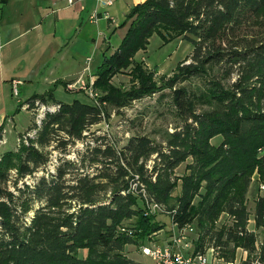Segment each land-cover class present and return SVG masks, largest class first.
Returning a JSON list of instances; mask_svg holds the SVG:
<instances>
[{
  "label": "trees",
  "instance_id": "16d2710c",
  "mask_svg": "<svg viewBox=\"0 0 264 264\" xmlns=\"http://www.w3.org/2000/svg\"><path fill=\"white\" fill-rule=\"evenodd\" d=\"M128 24L117 50L104 54L97 68L99 105L64 103L52 92L25 102L32 109L36 101L59 107L45 115L35 139L21 141L20 152H6L0 162V264H141L127 256V247L147 245L165 226L159 212L150 211L152 203L178 230L192 227L198 236L194 252L208 243L233 259L240 247L248 252L243 264H264V189L255 209L262 235L248 228L246 202L255 173L264 186V0H145L128 12ZM154 32L193 45L191 61L159 84L135 58ZM130 66L138 85H112L111 76ZM165 89L183 121L165 144L135 135L121 148L88 147L95 153L91 165L99 163L95 173L67 178L70 161H58L57 171L46 169L38 142L56 148L58 142L65 147L83 141L107 105L126 106ZM34 126L33 117L25 133ZM182 164L184 173L177 175ZM14 166L17 177L8 171ZM34 202L41 207L34 209ZM31 211L28 223L23 217ZM222 214L229 224L218 223Z\"/></svg>",
  "mask_w": 264,
  "mask_h": 264
},
{
  "label": "rangeland",
  "instance_id": "374dc122",
  "mask_svg": "<svg viewBox=\"0 0 264 264\" xmlns=\"http://www.w3.org/2000/svg\"><path fill=\"white\" fill-rule=\"evenodd\" d=\"M165 36L166 39H163L161 35L158 34V32H154L149 38L148 46L145 49L138 51L135 57L138 63L142 65L145 74H151L153 80H155L158 84L160 83L162 77L172 76L177 66L181 62L185 60L190 62L191 56L193 54V45L183 37L180 36L174 38L176 36L175 34H167ZM109 51V54H106L107 56H110L115 52L114 46ZM93 63L94 62H92V64ZM97 68L98 67L90 66V69L94 74H96ZM134 70L135 68L130 66L127 69L111 76V84L121 87L123 90H128L134 86H137L139 83L137 77L138 74ZM92 79H95V77H92ZM91 80L88 79L87 82H90ZM40 82L43 83L44 80L41 78L37 80L35 85L39 87V89L37 88L36 90H32V94L40 93ZM196 82L198 83L197 80H194L193 85H195ZM94 90L96 93H98L99 97L103 95L102 89L97 90L94 88ZM28 93V90H26L25 87H22L21 94L19 96L20 99H27L26 95H28ZM81 96L85 101L90 100L93 103L95 101L94 98L90 96L88 90H81L80 95L67 92L63 86H58L55 92V97L66 103L71 102L76 98L80 99ZM12 102L15 103L16 101L14 100ZM107 107L108 108L104 113L102 121L91 126L90 129L84 132L86 138L83 141L79 140L76 142H70L65 147L62 145L58 146L60 144L58 142L56 148H54L55 143L52 145V147H44L38 142V149L41 150L47 157L48 161L46 169L48 168L49 172L56 170L55 165L58 163V161L59 164H65L66 162L70 161L72 162L73 166L68 168V171L71 173L67 175V178L77 176L83 170H88L89 172L95 173L97 171L96 165H99V163L91 165L90 159L93 158L95 153L91 150L88 151V147L93 149L100 146V144H113L118 148H121L131 137L135 135L148 136L157 143L165 144V139L168 137V135L171 132L179 130L183 125V121L177 113L173 101V94L170 89L158 91L139 99H133L126 106L117 107L107 105ZM22 109L13 112V114H15L14 118L16 128H14L13 119L10 122L8 121L9 123H6L0 127V162L4 159L6 152H13L15 154L20 152L22 146L20 145L19 138L20 135L26 130L23 128H25L26 125H31L33 122V115L29 111ZM63 140L64 138L61 137L60 141L63 142ZM152 165L153 161H148L147 166L152 168ZM184 170L185 164L180 165L176 169L177 175L183 174ZM8 171L12 176L17 177V166L11 167ZM33 175L38 176L41 175V173L36 172ZM263 189L264 186L259 181L258 174L255 173L246 200L247 207L250 212L248 228L249 230L256 231L260 234L262 231L257 230L255 227V209L257 199L262 194ZM32 205L34 209H37L41 207L42 204L40 202H34ZM33 213L34 211H31L25 217H23V219L29 223ZM157 218L162 223H164L165 226L161 231L151 236L149 242L145 246H164L171 243V236L175 231L169 216L159 212ZM218 223L229 224L230 218L225 214H222ZM185 232H187L188 238L191 241V245L185 249V252H188L187 254H189L195 251V247H197L198 236L195 234V231L188 230ZM143 246L144 245H129L127 247V256L141 264H155V261L152 259V257L143 252ZM258 246L259 243H257V247ZM197 252L207 253L211 257L213 264H243V262L248 257V252L243 248L238 247L235 250V256L233 259L224 258L222 257V252L218 248L211 247V245L209 247L208 243L205 244L203 250L199 251L198 249ZM80 255L84 256L85 252H80Z\"/></svg>",
  "mask_w": 264,
  "mask_h": 264
},
{
  "label": "crops",
  "instance_id": "0c3cea01",
  "mask_svg": "<svg viewBox=\"0 0 264 264\" xmlns=\"http://www.w3.org/2000/svg\"><path fill=\"white\" fill-rule=\"evenodd\" d=\"M144 1L81 0L72 5L62 0L2 1L0 127L13 119L16 128L13 112L35 95L31 91L39 89L35 84L40 78L44 82H40L38 94L52 92L55 97L58 86H63L65 91L81 95L77 85L96 78L90 66L99 67L113 46L117 50L128 32L129 24L123 25L126 15ZM13 80L22 81L20 94L25 87L27 99L18 102L12 95ZM79 100L93 103L82 96Z\"/></svg>",
  "mask_w": 264,
  "mask_h": 264
},
{
  "label": "built area",
  "instance_id": "2783aa9c",
  "mask_svg": "<svg viewBox=\"0 0 264 264\" xmlns=\"http://www.w3.org/2000/svg\"><path fill=\"white\" fill-rule=\"evenodd\" d=\"M66 1L69 5L74 4L76 1L81 0H62ZM2 4V0H0V7ZM93 19H97V16L94 15ZM88 62H90V58H88ZM22 84L21 80H13L11 83L12 95L21 102L20 96V85ZM77 89L80 90H88L91 97L94 98V104L99 105V96L95 90H93V79L90 82H82L77 85ZM98 97V98H97ZM49 105H55L52 103L42 104L39 101H36V108L32 109L28 104L23 103L21 108L29 111L33 117L36 124V121L39 120V115L44 113L45 108H49ZM35 128V126L33 127ZM33 128L28 130L26 133H22L23 136L20 137L19 141L27 140L30 138V134L33 132ZM2 137V136H1ZM1 141V138H0ZM135 186V184H134ZM143 192L144 189L142 190ZM149 209L151 212H161V207L152 203L149 205ZM174 226V225H173ZM193 231L192 227H186L182 230H178L176 226H174V233L171 236V243L167 245H155V246H143V252L150 255L152 259L155 261V264H213L211 261V257L207 253L203 252H192L187 254L185 249L189 247L191 244L190 239L188 238V234L185 231Z\"/></svg>",
  "mask_w": 264,
  "mask_h": 264
},
{
  "label": "bare ground",
  "instance_id": "6f19581e",
  "mask_svg": "<svg viewBox=\"0 0 264 264\" xmlns=\"http://www.w3.org/2000/svg\"><path fill=\"white\" fill-rule=\"evenodd\" d=\"M58 107L59 106L55 104V105H49V108L44 109V113H41V115H39V120L36 121V127L33 128V132L32 134H30L31 139H35L38 136L45 115L48 113H54L58 109Z\"/></svg>",
  "mask_w": 264,
  "mask_h": 264
}]
</instances>
